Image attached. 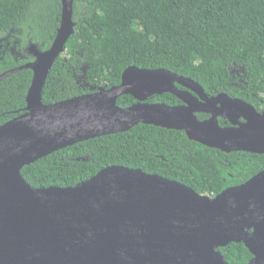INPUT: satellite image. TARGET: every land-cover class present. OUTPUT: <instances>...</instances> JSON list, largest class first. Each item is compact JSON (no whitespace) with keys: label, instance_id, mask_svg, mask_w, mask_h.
<instances>
[{"label":"water","instance_id":"obj_1","mask_svg":"<svg viewBox=\"0 0 264 264\" xmlns=\"http://www.w3.org/2000/svg\"><path fill=\"white\" fill-rule=\"evenodd\" d=\"M71 16L72 0H61L50 48L28 47L33 62L0 75L1 81L32 72L25 112L0 126V264H227L218 249L230 243L251 252L248 264H264V170L214 198L124 167L103 169L74 188L33 189L23 180L24 166L139 124L182 131L225 153L264 155V112L226 94L209 97L194 81L163 69L129 67L117 86L42 105L45 79L73 34ZM164 93L181 104L146 103ZM124 95L137 103L119 108ZM200 113L209 118L199 121Z\"/></svg>","mask_w":264,"mask_h":264},{"label":"trees","instance_id":"obj_2","mask_svg":"<svg viewBox=\"0 0 264 264\" xmlns=\"http://www.w3.org/2000/svg\"><path fill=\"white\" fill-rule=\"evenodd\" d=\"M60 19L61 0H0V75L33 62L28 47L47 51ZM71 20L73 34L45 79L42 105L117 86L123 71L135 67L167 70L194 81L209 97L226 94L264 112V0H72ZM231 68L241 70L238 83ZM31 80L32 72L23 69L0 81V126L25 112ZM135 103L124 95L116 105ZM146 103L181 104L169 93ZM109 167L140 170L214 198L263 171L264 155L225 153L182 131L139 124L53 152L24 166L21 176L33 189L74 188ZM218 252L227 264L253 259L240 243Z\"/></svg>","mask_w":264,"mask_h":264},{"label":"rangeland","instance_id":"obj_3","mask_svg":"<svg viewBox=\"0 0 264 264\" xmlns=\"http://www.w3.org/2000/svg\"><path fill=\"white\" fill-rule=\"evenodd\" d=\"M2 40L0 41V60H1V58H2V54H3V52H2ZM241 70L240 69H237V68H231V73H232V79H233V81L235 82V83H238L239 82V78H240V72ZM78 81L79 82H81L82 84H84L85 83V81H84V78H82V77H80V78H78Z\"/></svg>","mask_w":264,"mask_h":264},{"label":"bare ground","instance_id":"obj_4","mask_svg":"<svg viewBox=\"0 0 264 264\" xmlns=\"http://www.w3.org/2000/svg\"><path fill=\"white\" fill-rule=\"evenodd\" d=\"M165 79H169L168 77H166V76H160L159 77V80H161V81H167V80H165ZM1 162V161H0ZM112 173H107V174H104L103 175V178H107V177H109L110 175H111Z\"/></svg>","mask_w":264,"mask_h":264},{"label":"flooded vegetation","instance_id":"obj_5","mask_svg":"<svg viewBox=\"0 0 264 264\" xmlns=\"http://www.w3.org/2000/svg\"><path fill=\"white\" fill-rule=\"evenodd\" d=\"M203 114H204V113H203ZM206 115H207V114H206ZM208 116H209V115H208ZM219 119H220V118H219ZM219 119H218V120H219ZM221 120H224V119H221ZM224 121L227 122L226 120H224ZM240 121H242V120H240ZM218 123H219V121H218ZM227 124H228V125H225V126H221V125H220V126H221V127H227V126H229V123L227 122Z\"/></svg>","mask_w":264,"mask_h":264}]
</instances>
